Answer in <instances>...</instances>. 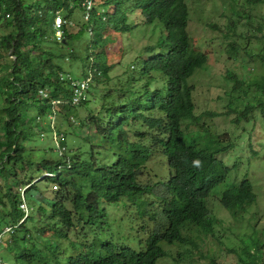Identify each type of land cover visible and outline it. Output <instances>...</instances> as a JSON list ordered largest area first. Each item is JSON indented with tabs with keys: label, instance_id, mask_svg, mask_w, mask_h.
Masks as SVG:
<instances>
[{
	"label": "trees",
	"instance_id": "obj_1",
	"mask_svg": "<svg viewBox=\"0 0 264 264\" xmlns=\"http://www.w3.org/2000/svg\"><path fill=\"white\" fill-rule=\"evenodd\" d=\"M89 1L92 2L90 12L87 9ZM256 2L264 3V0ZM127 10L139 11L146 24L161 23L165 33L158 47L161 52L170 51L147 60L138 77H129V84L145 77L147 80L136 94L132 92V97L137 95L135 99L130 97L127 98L128 103L119 100L111 104L107 93L101 99L103 103L89 111L91 118L69 119L73 133L76 137L85 138V144L94 143L98 139L97 134L104 132L105 142L120 145L122 150L114 159L96 158L92 149L83 155L82 147L74 148L72 140L68 142L66 134L58 130L57 140L66 145L68 156L63 157L57 152V158L51 160H28L25 143L45 131L44 126L38 125V117L55 113L52 101H66L71 97L69 83L61 81L60 73L64 71L56 63L61 57H76L77 51L70 45L74 36L67 30L71 25L69 22L77 12L81 18L77 22L79 34L86 33L89 37L81 49L87 53L88 65L95 69L92 78L108 84L111 82V66L92 57L93 49H100L98 43L107 48L113 45L114 40L106 35L108 33L132 31ZM0 12L9 14V18L0 16V22H4L8 29L6 34L0 35V58L10 57L9 63L3 65L7 69V77L4 75L0 80L3 96L4 93L7 95L6 106L0 110V176L3 175L0 179L10 178L13 170L16 180L8 183L6 190L0 189V235L9 227L3 249L7 247L6 251L9 247L15 253L13 264H158L160 259L168 256L161 243L169 246L179 244L185 248L188 257L193 251L200 253L202 236L214 234V227L219 222L211 216L206 200L215 188L227 181L232 170L217 155L230 149L231 144H224L226 139H230L227 133L199 143L210 133L205 126L191 133L184 131L186 122L185 128L191 123L199 124V117L194 114L193 87L187 83L188 79L195 70L207 64V55L195 54L190 46L186 0H0ZM58 12L66 15L68 24L63 28L62 42L57 41L54 29ZM59 43L65 53L57 51ZM257 58L264 66V50ZM152 72L165 75L167 91L151 89ZM88 75L89 71L84 78ZM229 80L235 83L231 96L248 87V91L243 93L249 98L252 86L259 92L243 110H230L237 114L234 122L249 121L256 108L264 117V74L260 79L254 75L250 82L242 78ZM42 90L49 91V98L41 94ZM127 93L123 92L121 98ZM61 104L57 108H72ZM78 107H85V102ZM106 119L110 127L103 129ZM140 121L159 133L152 138L151 146L144 144L147 137L142 132L135 133L138 141H130L131 128ZM77 126L83 134L77 132ZM49 127L51 124L48 132ZM54 146L51 151H56V143ZM68 147L74 150L69 151ZM155 147L167 157L170 168V177L163 184L165 192L160 193L162 199L159 204L153 198L154 201H149L151 194L156 195L157 187L138 180ZM33 167L41 170L38 175L48 172L49 176L43 180L53 183L54 190L39 187L41 181L35 182L38 175L32 174ZM24 187L27 189L23 190ZM43 192L52 199L44 197ZM104 201L112 205L125 203L126 207L134 206L140 218L152 219L162 215L165 223L161 224L160 230L156 227L150 231L139 250L119 247L112 239L99 238L97 234L90 239L82 233L84 240L78 241L81 235L77 230L78 223L82 222L83 232L86 230L90 235L89 232L96 233L97 225L105 220ZM256 201L253 184L247 177L240 185L225 190L220 199L222 206L235 218ZM141 225L142 230H149L145 222ZM35 231L37 235H34ZM72 232L76 233L77 241L72 243L68 255L63 254L64 248L60 243H70ZM41 236L47 237L49 242L43 245ZM20 240L25 241V246L14 247ZM255 244L256 249L244 248L249 259L241 257V264H264L262 248ZM209 264L220 263L210 258Z\"/></svg>",
	"mask_w": 264,
	"mask_h": 264
},
{
	"label": "rangeland",
	"instance_id": "obj_2",
	"mask_svg": "<svg viewBox=\"0 0 264 264\" xmlns=\"http://www.w3.org/2000/svg\"><path fill=\"white\" fill-rule=\"evenodd\" d=\"M32 1L34 0H26V2ZM186 4L188 8L187 31L191 40V49L195 54H206L207 64L205 69L195 70L192 77L188 79L187 83L193 87L194 114L199 117V124L191 123L185 128L186 122L183 125L184 131L187 133L198 131L201 130L200 126L208 128L209 135L203 136L198 141L199 143L211 141L227 133L230 139H226L224 144H231V148L226 152L219 153L217 157L224 160L232 170L227 181L215 188L206 200V206L210 210L211 216L217 218L219 222L214 227V234L209 233L202 236V245L199 248L201 254L193 251L192 256L188 257L185 248L179 244L175 243L169 246L166 243H161L168 256L160 259L158 264H209L210 258H215L220 264H241V257L249 259L245 256L244 248L253 247L256 249L255 243L262 248L264 263V117L261 110L256 108L249 121H241L239 124L234 122L237 114L230 112V110H243L247 104L253 102V98L258 96L259 92L255 86H252L249 91V98L245 97L243 93L244 90L248 91V87L241 88L239 93L231 96V90L235 83L229 80V78H242L246 82H250L254 75L260 79L264 74V66L257 58V55L264 50V3H257L256 0H186ZM126 12L129 18L128 24L132 31L108 33L106 35L112 36L111 39L114 40L113 45L107 48L103 46V43H98L100 49H93L92 57L99 58L102 63H108L111 66L109 71L111 82L103 84L94 79L90 83L85 107L68 109L60 106L57 108L56 119L54 116L42 117V121L38 122V125L45 126L44 133L28 139L25 143L28 160L37 162L45 158L50 160L57 158V151H51L55 147V138L52 136L50 127L48 132L47 128L50 124L52 128L57 127L59 132L65 133L68 142L72 140L74 148L82 147L83 153H85L83 155H87L92 149L96 158L114 159L122 150L120 145L105 142L106 135L104 132L97 134L99 136L96 141L94 140V143L85 144V138L78 136L77 138L73 133L70 126L72 123L69 119H78L77 117L83 118L84 116L91 118L92 114L90 115L89 111L100 106L103 103L101 99L107 93L109 95L107 98L110 100L108 102L111 104L118 103L119 100L122 103H128L127 98L132 97V92L136 94L137 89L144 87L145 81L147 82L145 77L136 83L129 84V77H134V75L138 77V73L147 60L170 51V49H166L161 52L158 47V43L165 33L161 23L156 21L152 24H146L139 11L127 10ZM78 15L76 12L75 17L70 21V27L67 28L69 33L74 36L70 45L77 51L76 57L70 59L61 57L56 60V63L66 74H71L73 79L83 80L85 73L89 71L91 74L95 69L91 68L90 64L88 65L87 53L81 49L86 45V40H89V37L86 33L79 34V23L77 22L81 18ZM62 16L66 19L65 14ZM3 23L0 22V35L8 32ZM61 46L60 43L56 46L57 51L65 53L64 48H60ZM152 48L155 50H151ZM9 60L10 57L7 55L0 58V80L4 79V75L7 77V69H4L3 65L6 62L9 63ZM151 77H153L150 82L152 90L167 91V79L163 73L152 72ZM0 91H2L0 93V110H3L6 106L5 97L7 95L4 93L3 96L2 85H0ZM126 91L128 93L124 98H121V94L126 93ZM136 97L137 95L133 96L132 99ZM226 113L229 114L225 115ZM211 114L219 115L211 117ZM32 116L34 115L32 114ZM142 122L144 121L132 126L130 141H138L135 133L142 132L147 137L143 140L144 144L151 146L152 138L158 136L159 133ZM105 123L106 127L103 129L109 128L108 119ZM77 128V132L83 134L79 131V126ZM74 148L68 147L69 151H73ZM64 153L66 152L64 151ZM6 167H9L8 164ZM38 171L41 170L33 167L32 174L36 175ZM41 174H37L35 181H41L38 184L39 187H48L54 190L53 183H47L43 180L47 174ZM23 177L21 181L24 179ZM169 177L170 168L167 157L162 154L160 148H153L152 155L146 162L140 176V181L144 184H152L157 187L156 195L151 194L149 201L152 202L155 199L157 204L160 203V193L165 192L163 184L167 182ZM245 177L252 182L257 201L235 218L222 206L220 199L225 190L240 185ZM15 181L12 170L10 178L0 179V189L6 190L7 184H12ZM25 189L27 188L24 187L23 190ZM42 195L52 199L47 192H43ZM103 204L106 208V218L99 223L100 225H97V232H89L90 235L86 234L88 232L86 230L83 232L84 224L80 222L77 227L81 234L78 241H83L85 235L87 238L94 239L97 234L99 238L108 237L107 239H112L119 247H131L139 250L143 247L150 231L156 230V227L160 230L161 224L164 225L165 223L162 215L152 219L150 217L140 218L137 216V209L130 205L126 207L125 203L112 205L104 201ZM47 206H50V203ZM143 222L149 230L141 229ZM157 223L159 224L157 225ZM8 232L9 227H6L0 235V245H2V247L0 246V264H13L14 261L15 253L10 251L9 247L6 251L4 249L7 247L3 249L5 240L8 239ZM82 233H85L83 237H81ZM34 235H37L36 231ZM75 235V232L71 233L70 243L68 241L60 243L61 248H64L63 254L68 255L70 253L72 243L77 241ZM40 241L44 245L49 242V239L41 236ZM23 246H25L23 240L16 241L14 244V247L17 248ZM178 259H180L179 262L176 261Z\"/></svg>",
	"mask_w": 264,
	"mask_h": 264
},
{
	"label": "built area",
	"instance_id": "obj_3",
	"mask_svg": "<svg viewBox=\"0 0 264 264\" xmlns=\"http://www.w3.org/2000/svg\"><path fill=\"white\" fill-rule=\"evenodd\" d=\"M87 9L90 12L92 9L91 1L87 2ZM89 15V14H88ZM0 16L5 18H9V14L4 15L0 12ZM70 23V22H69ZM71 24V23H70ZM67 24V21L63 18V16L58 12L55 19H54V29L56 33V37L58 42H61L63 39L64 31L63 28ZM61 80L64 82H68L71 88V97H70V105L72 107L79 106L83 101H85L87 97V92L90 87V83L92 82V72L88 75V77L84 78L83 80H75L71 77V74L60 73ZM41 94L45 97H49V94L46 91H41Z\"/></svg>",
	"mask_w": 264,
	"mask_h": 264
},
{
	"label": "clouds",
	"instance_id": "obj_4",
	"mask_svg": "<svg viewBox=\"0 0 264 264\" xmlns=\"http://www.w3.org/2000/svg\"><path fill=\"white\" fill-rule=\"evenodd\" d=\"M92 3V2H91ZM60 13V12H59ZM61 14V13H60ZM62 15V14H61ZM55 35H56V33H55ZM58 41V40H57ZM62 41H63V39H62ZM61 41V42H62ZM69 50V49H68ZM70 51V50H69ZM72 51V50H71ZM61 73H65V72H61ZM86 78V77H85ZM62 81V80H61ZM92 81H93V79H92ZM64 82V81H63ZM43 91H46V90H43ZM48 94H49V92L48 91H46ZM88 93V92H87ZM45 97V96H44ZM45 98H49V97H45ZM86 100V99H85ZM83 102H85V101H83ZM82 102V103H83ZM60 103H62V104H67V105H70V99L69 100H66V101H61V100H58V101H52V104H53V106H54V112L55 113H52V114H50V116H49V118L50 117H52V116H54L55 117V119H56V113H57V106L60 104ZM71 106V105H70ZM72 107V106H71ZM78 107V106H77ZM73 108V107H72ZM38 119H39V122H41L42 121V117H38ZM45 127V126H44ZM52 128V127H51ZM52 131H53V133H52V136L55 138V143H56V151L57 152H59V154L61 155V156H63V157H67L68 156V151H67V149L65 150V145H63L61 142H59L58 140H57V132H58V129H57V127L55 128H52ZM59 150V151H58ZM64 151L66 152V153H64ZM163 154V153H162ZM152 155V154H151ZM164 155V154H163ZM151 157V156H150ZM150 159V158H149ZM148 159V160H149ZM146 164V163H145ZM145 166V165H144ZM144 168V167H143ZM44 174H47L46 176H49V174H48V172H44ZM43 174V175H44ZM45 176V177H46ZM140 176H141V174H140ZM140 176L138 177V180H140ZM143 183V182H142ZM162 199V198H161ZM161 201V200H160Z\"/></svg>",
	"mask_w": 264,
	"mask_h": 264
},
{
	"label": "bare ground",
	"instance_id": "obj_5",
	"mask_svg": "<svg viewBox=\"0 0 264 264\" xmlns=\"http://www.w3.org/2000/svg\"><path fill=\"white\" fill-rule=\"evenodd\" d=\"M27 206V205H26ZM27 208H29V207H27ZM29 212V211H28ZM23 221V220H22Z\"/></svg>",
	"mask_w": 264,
	"mask_h": 264
}]
</instances>
